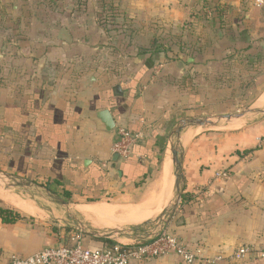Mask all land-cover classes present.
<instances>
[{"label":"crops","instance_id":"1","mask_svg":"<svg viewBox=\"0 0 264 264\" xmlns=\"http://www.w3.org/2000/svg\"><path fill=\"white\" fill-rule=\"evenodd\" d=\"M122 1L132 24L145 26L151 39L160 28L165 36L159 38L171 36L182 52L138 55L136 44L131 56L117 53L97 24L98 0L49 2L47 15L39 19L28 11V17L9 15L3 25L14 22L15 27L0 32V170L34 183L33 191L46 192L47 185L71 191L69 204L94 229L159 217L174 185L173 161L166 152L176 119L183 112L198 113L205 93L215 100L238 88L234 72L252 76L243 87L246 93L264 60V3L212 1L210 7L223 9L218 23L200 0ZM13 7L31 5L23 0ZM203 34H212L214 45L199 44ZM257 100L255 108L264 106ZM104 108L115 118L112 131L92 117ZM118 126L136 132L138 139L127 157L115 159ZM188 135L183 195L193 199L181 200L166 228L199 256L214 260L197 264H264V122L228 134ZM169 161L170 190L158 197L155 190ZM220 170L226 177L216 176ZM151 207L155 215L146 218L144 211ZM63 238V231L31 218L0 221V262L62 244ZM102 240L84 241L98 247ZM242 246L249 252L236 258ZM133 264L188 263L168 255Z\"/></svg>","mask_w":264,"mask_h":264},{"label":"rangeland","instance_id":"2","mask_svg":"<svg viewBox=\"0 0 264 264\" xmlns=\"http://www.w3.org/2000/svg\"><path fill=\"white\" fill-rule=\"evenodd\" d=\"M22 1L23 0H0V32H2L1 29H4V28L6 29L8 28V26H10L11 28L15 27L14 22H12L11 25H8L7 27L3 25V22H2L3 17L9 16V15H11L12 17H15V14L17 16L19 15L20 17L22 16L28 17L27 15L30 14L31 15L30 18L32 19H35V18L39 19L42 17L44 18V16H46L48 13L47 3L57 2V0H29L31 7L24 10L19 7ZM98 1L101 2L100 3L101 5L99 6L97 11L95 10L97 12L96 18H97L98 26L102 28L99 25V20H100L101 13H103L101 6L104 0H98ZM107 1H113V0H107ZM114 1L118 3V7L123 9L126 13L124 2L122 0H114ZM14 4H18L19 8L17 10L14 9L13 7ZM25 11H28L29 14H24ZM54 11L58 12L57 9H54ZM95 11H92V12H95ZM115 22H117L119 26L118 28H115V31H112L111 33H109L107 30L102 28L107 37H109L110 34H113L114 38L117 35H121V34L124 35V33L130 34V32L128 31H130V24L132 23L130 22V17H128L127 13H126V19H123L122 16H119L115 20ZM132 25L134 26V28L131 31V36H132L131 42L133 43L135 47H136V44L139 46L140 45L149 46L153 43V39L150 38V32L144 29L145 26H142V25L136 26L135 24H132ZM155 30H156L155 32H158V31L160 32V28L158 29V27H156ZM168 40L173 41L171 36L169 38L167 37L158 38V41H159L158 44L164 45L167 43L168 45L169 43ZM198 41H199V44L204 45L205 43V45L206 44H209L210 46L214 45V39L212 38V34H211V37H209V34H203L202 36L198 38ZM108 42L109 41L107 40V43ZM224 42L226 43V41ZM107 46L110 47L109 44H107ZM232 59H238V57L233 56ZM231 75L239 79L238 88H234L233 90H231L229 95H224L223 93H220L218 96H216L215 100L211 99L210 97H207V93H205L206 90L201 89L202 91L200 90V94L202 92L205 93L204 99H203L205 103H204L203 108L199 109L198 113H195L194 115H191V116H189V114H187L186 112H183L182 113L183 115L181 114L176 119V122L173 124V127L176 125L178 121L182 119L194 118V117H200V116L218 115V114H228V113H234L237 111H241L247 108H255L254 102L257 100V98L260 96V94L264 90V84L259 89H257L255 92H253V95L251 96V98L244 99L245 90L243 89V87L246 84V82H249L252 79V76H249L248 73L244 71L242 73L234 72ZM217 85L218 84H216V87ZM216 89H217L216 92L221 91V90H218L219 88H216ZM256 105L258 106L257 102H256ZM262 108L264 110V106H262ZM259 122H264V114H261V113L250 114L249 117L246 119L237 120L235 122L227 123V124L219 123L216 126L185 128L182 131V135L184 137L186 136V143H187L189 139L191 138V136L188 135V133L190 132H192V135L195 134L196 132H209V131H215L220 134H228V133L235 132L243 128H246L247 126H250L251 124H256ZM172 128L169 130L168 136L171 134ZM171 138L174 139V136L172 135ZM168 153L171 155L170 145L167 148L166 155ZM173 190H174V186H173ZM33 192H34L33 193L34 198H32V196L28 194L22 195V194H17L14 192L13 193L14 195H19L24 200L27 199L29 203L31 202V204L35 205L39 209L40 215L34 216V215L27 214L20 209L19 210L24 215L28 217H32L31 219H33V221H37V223H39L40 225H43V226L48 225L52 230H54L57 233L63 231V236H65V238H63L64 241L62 243H67L68 240H70V237H67L66 235H69L70 233L76 232V231L79 232L77 230V227H79L80 225L78 222V219L82 222V224H85V223L80 219V217L77 214V211H75V209H73V207L70 204L68 206H64L63 204L56 202L53 198H50L49 196H47L46 192L41 189L39 190V192H37L36 190H34ZM2 202L5 205L12 206L11 204H9L8 202L4 200H2ZM155 226H156V220L150 219L148 221L140 222V223H126L125 221H120L114 227L135 229L129 234L133 236L134 235L142 236L146 234L147 232L151 231ZM83 238L85 241H89L93 239L92 236H89L87 234H83ZM120 239L125 242L130 241L129 240L130 237L129 238L123 237Z\"/></svg>","mask_w":264,"mask_h":264},{"label":"built area","instance_id":"3","mask_svg":"<svg viewBox=\"0 0 264 264\" xmlns=\"http://www.w3.org/2000/svg\"><path fill=\"white\" fill-rule=\"evenodd\" d=\"M258 5L263 0H256ZM114 153L119 157L130 154L131 145L138 139V134L131 133L126 127L118 126ZM217 177H226L222 170ZM67 243L48 245L29 255H13L0 264H133L168 255H176L188 264L211 263L214 260L199 256L188 244L165 228L151 240H111L101 246L90 247L84 242L83 234L72 232ZM249 252L247 246L238 248L236 258H243ZM219 259V258H218Z\"/></svg>","mask_w":264,"mask_h":264},{"label":"water","instance_id":"4","mask_svg":"<svg viewBox=\"0 0 264 264\" xmlns=\"http://www.w3.org/2000/svg\"><path fill=\"white\" fill-rule=\"evenodd\" d=\"M261 113L264 114L262 107L259 108H247L241 111L228 114H218L210 116H200L194 118L182 119L176 123L172 128L170 134V150L173 161V175H174V190L172 188L171 198L167 202L163 212L159 217L155 218L156 226L144 235H130L129 233L135 229L122 228V227H110L105 229H94L89 228L78 219L79 227L77 230L82 234H87L97 239L104 240H121L120 238H129V240H151L158 236L168 225L169 220L174 215L177 207L179 206L184 190V173H183V158H184V147L186 142V136L182 135V131L185 128L193 127H209L216 126L219 123H232L237 120L246 119L250 114ZM92 117L98 121L102 128L107 131H112L116 127V121L112 112L107 109H101L93 112ZM174 136V139L171 136ZM119 155L115 154V159H118ZM19 178L15 177L9 172L0 170V188L11 192H17L19 194H28L34 198L33 188L36 187L34 183L20 182ZM46 194L50 198H53L56 202L68 206L69 202L65 201L59 195L54 194L50 190L46 189Z\"/></svg>","mask_w":264,"mask_h":264},{"label":"trees","instance_id":"5","mask_svg":"<svg viewBox=\"0 0 264 264\" xmlns=\"http://www.w3.org/2000/svg\"><path fill=\"white\" fill-rule=\"evenodd\" d=\"M218 2V0H200L199 3L203 4V7H209L210 9H212V11H214L215 14V21L218 23H222L223 22V17H224V13H223V9H220V6H218L217 4L214 5V7H210V2ZM102 11L103 13H101L100 16V20H99V25L104 28L105 30H107L109 33H111L112 31H115V28H118V24L117 22H115V20L119 17L122 16L123 19H126V13L123 9L118 7V3H116L114 0L113 1H107L104 0L102 3ZM134 28V26L132 24H130V34L124 33L121 35H117L113 36V34H110L109 36V42L108 44L111 45L114 50L117 53H122L123 55H130L131 52L133 51V48L135 47L133 45V43L131 42V31ZM159 29V28H158ZM156 31V30H155ZM167 34V33H166ZM160 36H165V34L160 33L159 31L156 32V36L153 39V43L149 46L146 47H142V46H138V55L140 54H154L155 52H160V51H164L166 52V54L169 56V54H172L175 50L178 53L182 52V48L181 46L175 44L173 41H169L167 46H163L158 44V38ZM178 47V50H177ZM131 56V55H130ZM259 67V66H258ZM257 67V68H258ZM261 72H258V76L257 79L252 81L248 86L249 88H246V93L245 94H249L250 91H253L255 89V85H258L261 82H264V60L262 61V65H261ZM253 86V87H252ZM246 95V97H247ZM200 98V97H199ZM131 133H136L133 131H130ZM165 145H162L161 147V152L164 153L165 151ZM161 159L158 162V165H161ZM60 185V184H57ZM47 188L50 189L54 194L59 195L60 197H62L65 201L70 202L72 200V192L67 190V189H62L61 191H58L56 189L51 188L50 185H47ZM193 199V197H189L187 198L186 195H183L182 197V201L186 200V201H190ZM28 218H32V217H28L26 215H24L19 209L12 207V206H8L5 205L2 200H0V221L2 223L5 224H14L18 221L21 220H25ZM170 233L176 235L175 233H173L172 231L169 230ZM177 236V235H176ZM179 238V237H178ZM103 242H111V240H102Z\"/></svg>","mask_w":264,"mask_h":264},{"label":"bare ground","instance_id":"6","mask_svg":"<svg viewBox=\"0 0 264 264\" xmlns=\"http://www.w3.org/2000/svg\"><path fill=\"white\" fill-rule=\"evenodd\" d=\"M257 104H258V106L264 104V94L257 101ZM169 164H170V162H168V164H167V167L165 169L164 176H163L161 182L156 187L155 192L158 193V195H159L158 197H160V195H162L164 193H168L170 190L172 173L170 171V165ZM0 198L7 201L10 204H12L13 206L21 209L22 211L30 214V215H34V216L40 215V211L35 205L31 204V202L29 203L27 199L24 200L19 195H14V193L11 191L4 190V189L0 188ZM139 210L141 211L140 213L142 214L143 209H139ZM143 215L146 216V218H150V217L155 215V211L151 207L147 211L145 210Z\"/></svg>","mask_w":264,"mask_h":264}]
</instances>
